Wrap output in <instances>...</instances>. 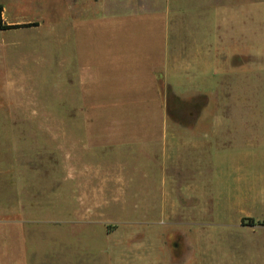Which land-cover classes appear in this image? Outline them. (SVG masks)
<instances>
[{"label": "rangeland", "instance_id": "374dc122", "mask_svg": "<svg viewBox=\"0 0 264 264\" xmlns=\"http://www.w3.org/2000/svg\"><path fill=\"white\" fill-rule=\"evenodd\" d=\"M107 2L0 0V225L11 230L22 223L32 235L47 234L41 241L67 248L69 264H264V227L237 223L239 210L220 206L230 177L218 159H212L209 175L203 173L212 185L210 193L204 190L211 199L205 195L198 201L202 205L195 206L200 215L192 206L198 198L183 206L187 196L182 187L158 190L148 183L141 194L140 176L124 173L125 190L115 185L109 190L106 175L89 179L82 171L63 172L64 162L76 171L61 153L76 142L77 129L84 128L61 125L86 117L76 109L70 68H83L79 103L94 106V113L114 100L113 88L121 83L125 43H116L100 28L77 35L72 30L76 19ZM27 17L34 27L5 29ZM240 81L238 94L232 88L229 95L228 115L250 120L256 115L242 130L244 145L253 146L261 136L260 82L250 72ZM190 98L170 101V117H190ZM72 179L81 189L78 197L73 191L70 196ZM176 201L181 204L174 207ZM34 243L41 245L39 239Z\"/></svg>", "mask_w": 264, "mask_h": 264}, {"label": "crops", "instance_id": "0c3cea01", "mask_svg": "<svg viewBox=\"0 0 264 264\" xmlns=\"http://www.w3.org/2000/svg\"><path fill=\"white\" fill-rule=\"evenodd\" d=\"M24 19L12 25L33 24ZM97 28L125 43L121 83L113 88L114 100L97 108L109 112L101 118L94 106L79 103L83 68H70L76 109L86 117L61 125L84 128L77 129L76 142L61 153L76 171L64 162L63 172L82 171L89 179L106 175L109 190L113 185L125 190L124 173L140 176L141 194L148 183L158 190L182 187L187 196L182 202L198 198L192 206L200 215L195 206L202 205L198 201L209 195L212 185L203 173L209 175L212 159H218L230 177L220 206L238 209L237 223L251 220V226L264 227V0H108L107 6L92 7L76 19L72 30L77 35ZM246 72L261 87V136L253 146L244 145L242 130L256 115L252 120L228 115L229 95L232 88L238 94V80ZM184 95L191 97L187 110L192 115L170 117L169 103ZM72 181L69 191L78 197L81 189ZM37 235L22 223L11 230L0 225V264H69L67 248L41 241L48 238L43 232ZM38 239L41 245L36 247Z\"/></svg>", "mask_w": 264, "mask_h": 264}, {"label": "trees", "instance_id": "16d2710c", "mask_svg": "<svg viewBox=\"0 0 264 264\" xmlns=\"http://www.w3.org/2000/svg\"><path fill=\"white\" fill-rule=\"evenodd\" d=\"M1 13H2V9L0 7V23H1ZM36 24H24V25H9V26H6L5 29L7 30H14V29H22V28H29V27H33L35 26ZM249 223L251 225H253V222L251 220H249Z\"/></svg>", "mask_w": 264, "mask_h": 264}]
</instances>
